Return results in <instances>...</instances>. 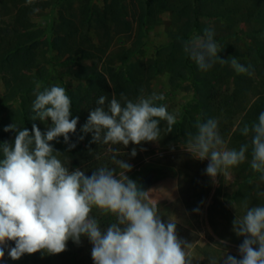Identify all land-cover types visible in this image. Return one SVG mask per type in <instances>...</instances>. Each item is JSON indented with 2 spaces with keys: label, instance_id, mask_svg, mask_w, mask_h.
<instances>
[{
  "label": "trees",
  "instance_id": "obj_1",
  "mask_svg": "<svg viewBox=\"0 0 264 264\" xmlns=\"http://www.w3.org/2000/svg\"><path fill=\"white\" fill-rule=\"evenodd\" d=\"M100 1L102 8L94 4L93 0H82L78 10L69 8L68 0H32L31 3L28 0L0 1L3 14L9 17L6 20L0 18V76L6 79V92L1 102L3 108L18 104L13 123L28 129L30 134L33 124L37 125L39 119L30 118L34 114L31 108L36 84L40 83L41 91L52 86L50 72L42 67L35 69L37 57L43 50L56 52L65 57V61L74 64L71 75L81 84L74 90L66 89L72 102L70 119L78 117L76 132L69 134L68 143L61 136L50 144L55 151L69 159L65 165L69 171L79 168L90 176L102 165L115 168L117 166L111 161L112 153L108 151L110 147L119 149L117 159L122 160L131 154L133 148L136 152L143 150L145 142L140 145L130 142L127 147L92 142L93 134L82 131L90 111L97 107L96 101L102 95L108 98L105 107L113 94L119 100L123 93L133 101L141 94L145 96L149 91L148 80L166 72L172 80L189 81L199 103L198 112L185 114L176 121L171 138L186 142L188 134L197 131V119L204 122L208 118H215L224 141L233 142V148L237 150L243 144L249 146L245 162L234 167L237 170L235 188L227 199L234 209L230 219H236L235 213L240 207L247 209L264 205V196L258 195L263 193L264 181L260 180V173L250 167L252 134L250 132L240 140L230 137L231 128L237 120L251 127L264 111V90H259L260 87L264 88V0H133L131 17L141 29L166 12L179 22L178 31L171 34L170 43L158 49L157 56L161 59L157 57L142 61L139 73L135 64L127 62L116 65L107 55L113 27L131 29V22L126 16V4L123 3L125 0ZM49 8L56 10L57 20L53 22V31L47 33L34 19L41 17V13ZM210 20H213V28ZM218 21L225 22L229 27L224 29ZM245 24L251 27L247 45H243V40L238 37ZM205 29L214 31V40L222 49L218 54L221 58L235 57L240 64L251 66L252 75L238 74L230 63L221 65L217 62L206 72L199 70L184 53L183 42L195 35L202 36ZM92 30L100 41L108 44L97 45L92 42ZM94 58H105L102 68L87 66V61ZM124 61L126 58H121V63ZM10 124L4 117L0 118V145L14 144L16 131H4ZM81 136L83 139H80ZM69 144H75V147L69 148ZM97 155L99 160L95 158ZM168 176L169 172L162 171L156 175L155 181ZM222 208L217 213L228 217L230 212L224 206ZM98 220L101 228L106 229L115 221V217L101 215ZM14 246L13 241L7 242L0 264H94L91 256L93 245L86 236H81L79 244L69 239L62 253L24 254L18 260L8 255L9 249Z\"/></svg>",
  "mask_w": 264,
  "mask_h": 264
},
{
  "label": "clouds",
  "instance_id": "obj_2",
  "mask_svg": "<svg viewBox=\"0 0 264 264\" xmlns=\"http://www.w3.org/2000/svg\"><path fill=\"white\" fill-rule=\"evenodd\" d=\"M214 35L213 30L205 29L202 36L184 41V53L204 72L219 62L230 63L238 74L252 75L251 66L240 64L235 57L223 59L218 55L222 49ZM40 88L37 82L30 118H50L51 127L42 133L33 124L30 134L28 129L10 124L4 131H16L14 144L0 145V260L8 241L15 243L8 255L18 260L24 254L62 253L69 239L79 244L81 236H86L93 245L94 264H192L186 251L191 243L177 236L175 221L162 222L150 191L138 189L126 175L131 165L117 159L119 149H108L119 172L107 165L97 167L90 176L79 168L69 171L59 159L62 154L50 142L62 136L68 143L69 134L76 132L78 117L70 119L72 102L64 87ZM107 99L103 95L98 98L97 107L90 111L82 128L84 133L93 134L92 142L97 144L127 147L130 142H155L161 137V121L166 122L167 133L176 124L177 118L167 106L156 103L165 100L163 94H141L135 101L123 93L118 100L113 94L105 107ZM218 123L215 118L204 122L197 119V131L188 134L185 148L194 159L210 161L205 171L213 181L245 162L249 147L243 144L239 150L227 148ZM240 132L246 137L252 134L250 167L264 181V111L258 122L251 127L245 124ZM74 147L69 144V148ZM136 154L133 148L131 155ZM95 158L100 159L99 155ZM93 209L103 216H114L115 221L102 229L92 215ZM233 225L236 235L245 237L239 246L241 258L228 255L223 257L224 264H264V205L247 208ZM209 264L218 262L209 257Z\"/></svg>",
  "mask_w": 264,
  "mask_h": 264
},
{
  "label": "rangeland",
  "instance_id": "obj_3",
  "mask_svg": "<svg viewBox=\"0 0 264 264\" xmlns=\"http://www.w3.org/2000/svg\"><path fill=\"white\" fill-rule=\"evenodd\" d=\"M81 1L68 0L69 8L78 10ZM93 3L102 8L100 0H93ZM123 3L126 4V16L131 22V29L119 30L120 28L113 27L115 31L112 32L113 38L107 55L110 61L116 65L127 62L135 64L139 73L142 61L157 57L161 59L157 56L158 49L170 43L171 34L178 31L179 22L171 13L166 12L150 22L144 29H141L131 17L134 10L133 0H125ZM41 14V17L35 18L34 21L42 29H46L47 33L50 30L53 31V22L57 20L56 10L49 8ZM0 18L2 20L9 18L8 15L3 14L1 4ZM209 23L213 28V20H210ZM218 24L224 29L229 27L222 21H218ZM250 30L251 27L245 24L243 31L238 33V37L243 40V45L249 44L248 32ZM223 31L222 33H224ZM90 35L95 44H108L104 43L106 41H100L97 33H94L93 30ZM121 58H126V61L121 63ZM65 60V57L56 52L43 50L37 57L35 69L46 68L51 74L50 82L52 85H60L65 89L74 90L81 82L71 75L74 64ZM104 60L105 58L103 60L91 59L87 61V66L102 68ZM148 77L149 75H147V79ZM148 82L149 91L145 97L152 93L163 94L165 100L156 103L166 105L168 112L176 116V121L185 114L198 112V99L189 81L172 80L168 73L163 72L151 77ZM259 90H264V88L260 87ZM5 92L6 79L0 76V114L6 122L13 124L16 120L18 104L15 103L3 108L1 100ZM240 122L237 120L231 128L230 137L235 140H240L243 137L240 129L245 124ZM37 126L41 132H47L51 127L50 118L47 121L38 120ZM159 127L161 128V137L158 141L145 142V148L136 152L134 157L129 154L122 159L131 165V171L127 172L126 175L138 184L147 174H154L153 182L145 191H150L149 195L157 202L158 214L162 222L167 224L169 219L175 221L177 236L186 243H191V248L186 249V251L192 258V264H209V257H214L218 264H224L223 257L226 258L228 255L240 259L239 246L245 237L237 236L234 232L233 221L235 219H230L234 209L227 201L228 194L235 188L237 170L234 167L230 168L227 170V175H218L213 181L205 171L210 161L194 159L185 150L186 142L176 141L171 138V133H167L166 122L161 121ZM225 144L229 149H233L235 146L233 142L228 140L225 141ZM59 159L65 165L69 163V159L63 154L59 156ZM115 168L117 172L120 171L118 166ZM161 170L169 172V176L155 181L156 175L161 174ZM262 192L264 193V189ZM215 206L218 209H223L222 206H224L227 212H230L228 217L222 215L223 213H217L218 209ZM246 210L245 207H240V210L235 214L238 217L243 216ZM92 215L97 219L101 217L96 209H93ZM254 247L258 249V245Z\"/></svg>",
  "mask_w": 264,
  "mask_h": 264
},
{
  "label": "water",
  "instance_id": "obj_4",
  "mask_svg": "<svg viewBox=\"0 0 264 264\" xmlns=\"http://www.w3.org/2000/svg\"><path fill=\"white\" fill-rule=\"evenodd\" d=\"M154 179V174L153 173H149L147 174L138 184L137 187L140 190L145 191L150 184L153 182Z\"/></svg>",
  "mask_w": 264,
  "mask_h": 264
},
{
  "label": "crops",
  "instance_id": "obj_5",
  "mask_svg": "<svg viewBox=\"0 0 264 264\" xmlns=\"http://www.w3.org/2000/svg\"><path fill=\"white\" fill-rule=\"evenodd\" d=\"M174 192V191H173Z\"/></svg>",
  "mask_w": 264,
  "mask_h": 264
}]
</instances>
